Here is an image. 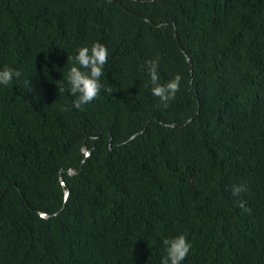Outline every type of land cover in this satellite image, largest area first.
<instances>
[{"label": "trees", "instance_id": "obj_1", "mask_svg": "<svg viewBox=\"0 0 264 264\" xmlns=\"http://www.w3.org/2000/svg\"><path fill=\"white\" fill-rule=\"evenodd\" d=\"M93 41L76 108L57 85ZM148 61L181 75L167 105ZM0 65V264H160L177 232L182 264H264V0H0Z\"/></svg>", "mask_w": 264, "mask_h": 264}, {"label": "clouds", "instance_id": "obj_2", "mask_svg": "<svg viewBox=\"0 0 264 264\" xmlns=\"http://www.w3.org/2000/svg\"><path fill=\"white\" fill-rule=\"evenodd\" d=\"M108 57L109 50L100 41L78 45L74 54L68 56L69 63L65 68L63 81L57 85L58 91L71 94L74 97L72 105L76 108L96 99L101 88L104 87L101 78L104 76ZM146 70L150 77L151 94L162 104L167 105L180 88L181 75L175 73L171 78L161 82L157 61H148ZM19 75V71L15 68L0 65V86H8ZM104 90L110 92L112 89L104 88ZM243 191L245 185H232L231 192L234 196ZM241 206L243 207L242 203ZM162 245L160 264H182L192 247L191 241L184 232L163 238Z\"/></svg>", "mask_w": 264, "mask_h": 264}, {"label": "water", "instance_id": "obj_3", "mask_svg": "<svg viewBox=\"0 0 264 264\" xmlns=\"http://www.w3.org/2000/svg\"><path fill=\"white\" fill-rule=\"evenodd\" d=\"M176 125V124H175ZM82 150L85 152V154L86 155H88L89 153H90V150L89 149H87L86 147H85V145H83L82 146ZM76 170L75 169H73V168H70L69 169V172L70 173H74ZM3 193V192H2ZM68 193V189H65V194H67ZM40 213V215H42V216H48V214L47 213H44V212H39Z\"/></svg>", "mask_w": 264, "mask_h": 264}]
</instances>
